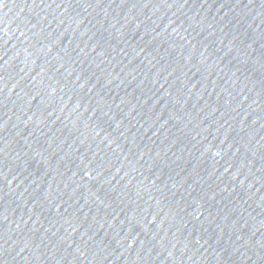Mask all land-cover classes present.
Wrapping results in <instances>:
<instances>
[{
    "label": "water",
    "instance_id": "water-1",
    "mask_svg": "<svg viewBox=\"0 0 264 264\" xmlns=\"http://www.w3.org/2000/svg\"><path fill=\"white\" fill-rule=\"evenodd\" d=\"M0 264H264V0H0Z\"/></svg>",
    "mask_w": 264,
    "mask_h": 264
}]
</instances>
